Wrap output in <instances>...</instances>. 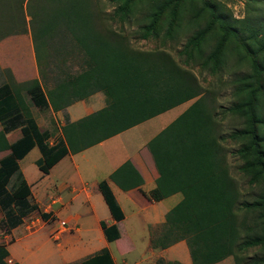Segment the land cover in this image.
I'll return each instance as SVG.
<instances>
[{
    "label": "trees",
    "instance_id": "obj_1",
    "mask_svg": "<svg viewBox=\"0 0 264 264\" xmlns=\"http://www.w3.org/2000/svg\"><path fill=\"white\" fill-rule=\"evenodd\" d=\"M195 1L152 2L143 14L139 38L158 37L159 23L167 16L165 35L171 38L186 5L190 22L199 25L178 53L188 61L199 55L214 27L219 37L204 59L198 58L212 73L222 66L232 38L248 47L250 56L264 52V19L237 21L219 6L199 0L208 9L207 17H202L195 11ZM245 2L249 7L264 0ZM110 3L112 10L105 13L97 0H0V41L29 34L39 73V80L16 83L9 70L2 71L8 80L0 85V151L10 154L0 161V230L9 234L38 210L18 166L31 149L38 148L41 158L36 164L47 175L65 156L79 154L193 101L147 144L158 173L154 190L148 194L140 190L142 177L126 161L99 182V192L115 222L124 215L108 181L123 192L138 190L148 201L179 194L181 200L167 212L159 236L151 239L153 248L166 249L185 241L192 264H217L229 257L234 264H264V93L257 85L259 76H264V61L253 59L252 75L235 80L236 100L226 111L240 119L242 127L225 132L218 107L193 73L166 52L132 50L127 39L112 28V23L128 22L143 0ZM73 50L83 55V64L74 71L66 65ZM48 61L57 72L51 73V79L40 72L41 64ZM42 79L52 81L47 91ZM96 93L104 96L105 107L75 122L65 116L61 137L50 145L53 132L40 131L31 108L64 112ZM226 140L236 145L233 151L224 146ZM229 154L242 162L238 172L255 191L250 201L241 200L240 186L229 173ZM40 216L44 221L48 218L45 213ZM101 228L108 243L120 238L116 225L101 223ZM251 248L259 249L261 255L245 261L240 253ZM8 257L0 244V264H8ZM78 264L114 262L108 250L102 249ZM157 264L162 263L158 260Z\"/></svg>",
    "mask_w": 264,
    "mask_h": 264
},
{
    "label": "crops",
    "instance_id": "obj_2",
    "mask_svg": "<svg viewBox=\"0 0 264 264\" xmlns=\"http://www.w3.org/2000/svg\"><path fill=\"white\" fill-rule=\"evenodd\" d=\"M0 70H9L16 83L39 80L30 35L11 36L0 41ZM184 106L185 104L178 106L179 109L172 117L169 115L170 110L79 154L65 156L47 175L37 167L36 163L41 158L38 148L31 149L18 161V166L30 188V200L37 205L38 210L31 213L24 219L23 224L11 230L9 234L0 230V244L4 245L9 253L7 261L11 264H40L42 254L44 260H49V264H55V258L61 264H78L102 249L108 250L110 243L105 240L101 223H105L103 219L109 220V224L105 223L107 226H118L127 222L129 216L124 209L126 206L132 215L129 218L134 222L141 221L143 230H146L143 231L145 244L141 247L140 259L136 264H154L155 260L156 263L160 260L162 264H192L185 241L166 249L153 248L151 244V239L159 236L167 212L180 202L181 195L148 201L138 190L123 192L108 181V186L124 215L122 221L115 222L98 189L99 182L107 180L111 173L129 161L142 177L140 190L146 194L154 190L158 173L147 144L187 108ZM104 107V96L96 93L86 100L74 103L64 112L69 122H75ZM31 112L40 131H50L52 125L47 128L39 124L40 114L37 109L31 108ZM64 112L54 113L50 110L57 127V132H53L49 139L50 145L55 144L61 137L60 129L65 124L62 114ZM1 129L0 124V131ZM9 154V150L0 151V161ZM23 161L25 165H22ZM42 213L48 215L45 221L40 216ZM2 218L0 210V221ZM154 228L159 232L154 233ZM43 230L46 231V237L41 233ZM136 230L137 227L130 224L126 233L130 236L133 231L136 233ZM15 236L17 240H14ZM121 237L120 234L118 240ZM125 246L132 247L130 244ZM16 247H19L20 252ZM124 248L125 253H129L126 247ZM44 249L47 257L41 253ZM109 253L116 264L112 253ZM175 258L179 261H175ZM78 260L80 262H77Z\"/></svg>",
    "mask_w": 264,
    "mask_h": 264
},
{
    "label": "rangeland",
    "instance_id": "obj_3",
    "mask_svg": "<svg viewBox=\"0 0 264 264\" xmlns=\"http://www.w3.org/2000/svg\"><path fill=\"white\" fill-rule=\"evenodd\" d=\"M161 0H143V4L139 6L138 10L134 13L133 17L122 26L120 24L112 23V28L118 31L121 35H123L132 50L134 51H142V52H154V51H163L168 53L174 60L177 62L182 68L190 71L197 78L201 87L206 92V95L215 102L216 107H218L217 111L219 113L221 119V126L223 131L228 132L232 128H241V120L236 119L231 114H229L226 110L230 106L231 103L235 102L236 98L233 93L235 92V80L241 78L242 76L252 75V60L256 61H264V52L256 53L253 56L248 55L249 48L246 49L241 45V43L237 39H231L226 48V56L222 66L217 70L216 73H212L210 68L203 67L199 64L198 58L201 60L204 59L205 55L208 54L214 44L216 39L219 37L220 32L219 29L214 27L213 31L209 34L206 41L201 45V52L199 55H196L194 60H187L186 56L179 55V51L182 50L183 45L186 43L187 39L193 35V33L199 28L198 24L191 23L189 20V14H187V6L184 5L182 8V16L180 17V21L172 34V37L169 38L165 35L166 23L168 21V16L164 18L163 22L159 23V33L158 37L151 38L147 41L141 40L139 38V27L142 25L143 14L149 10L150 4L152 2H158ZM211 6L216 5L219 6L220 10L227 16H231L232 19L237 21H242L245 17L252 18V21H261L264 19V2L263 3H253L249 7L247 6L245 0H205ZM100 5V8L106 13L112 10V4L110 0H97ZM195 11L198 12L202 17L205 16V13H208V9L203 5V1L196 0L195 1ZM250 9V11L248 10ZM24 11H25V3H24ZM168 15V12L166 13ZM196 25V26H195ZM204 24H201V27ZM198 26V27H197ZM240 27L241 25H236ZM247 34V32L245 33ZM29 34H25L28 36ZM245 37V35L243 36ZM8 38V37H7ZM244 41V39H243ZM248 50V51H247ZM69 58L71 59L68 62L67 66H73L71 69L74 71L77 67L83 64V55L79 52L73 50L70 53ZM200 60V61H201ZM186 63V64H185ZM63 68H68L66 66H62ZM40 72L46 79H51L55 72L54 64H50V62H43L40 67ZM70 70V71H71ZM53 73V75L51 74ZM257 85H261V93H264V76H259ZM8 80V76L0 70V85ZM45 90L51 88L52 81L45 82L42 79V83ZM193 101H190L185 104L184 107H188ZM179 107L171 110L169 112L170 117L176 114V111ZM40 114L39 124L43 126H47L51 132H57L56 124L50 114V110H44L43 112L38 111ZM34 113V110H33ZM65 119V112L62 113ZM35 115V114H33ZM224 115V116H223ZM172 122V121H171ZM170 122V123H171ZM224 146H226L230 151H233L236 148V145L229 140H226ZM242 164L240 160L236 157L229 154L228 156V165H229V173L230 175L237 181L240 186V190L242 193L241 200H251L255 193L254 190H251L247 185L246 180L241 174L238 172V167ZM22 165H25V161L22 162ZM126 215L132 216L129 209L124 207ZM127 222L118 224L119 233L122 235L121 239L109 244V252L112 253V257L114 258L116 264H136V262L140 259L139 252L141 251V247L145 242L143 241V226L141 225V221H136L132 218H129ZM106 224H109V220L103 219ZM51 223V222H50ZM137 227L136 233H131L130 236L127 235L126 229L129 226ZM148 229V226H147ZM162 229V228H161ZM159 232L157 229H153L154 233ZM44 236L46 235V231L43 230L41 232ZM156 235V234H155ZM46 237V236H45ZM14 240H17V237H14ZM16 242V241H15ZM126 244H130L131 246H125ZM18 245V244H17ZM16 245V246H17ZM124 247H126L129 253H125ZM16 250L20 252L19 247H16ZM46 255L45 249L41 252ZM261 252L257 248H251L244 250L240 253L245 261L249 260V258L254 257L255 255H261ZM42 261L40 264H49V260L42 257L40 254ZM149 257V255H146ZM180 260H182L180 258ZM55 264H61L60 261L55 258ZM175 261H179V259L175 258ZM77 262H80L78 260ZM26 264V263H25ZM148 264H150L148 262ZM156 260H155V263ZM173 264H179L178 262H174ZM220 264H234L233 258H228L226 261L221 262Z\"/></svg>",
    "mask_w": 264,
    "mask_h": 264
},
{
    "label": "clouds",
    "instance_id": "obj_4",
    "mask_svg": "<svg viewBox=\"0 0 264 264\" xmlns=\"http://www.w3.org/2000/svg\"><path fill=\"white\" fill-rule=\"evenodd\" d=\"M7 263L9 264V261H7ZM11 264V263H10Z\"/></svg>",
    "mask_w": 264,
    "mask_h": 264
},
{
    "label": "built area",
    "instance_id": "obj_5",
    "mask_svg": "<svg viewBox=\"0 0 264 264\" xmlns=\"http://www.w3.org/2000/svg\"><path fill=\"white\" fill-rule=\"evenodd\" d=\"M10 263V262H9Z\"/></svg>",
    "mask_w": 264,
    "mask_h": 264
}]
</instances>
